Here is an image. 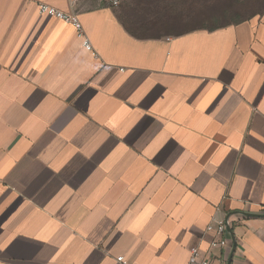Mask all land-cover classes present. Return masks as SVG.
Listing matches in <instances>:
<instances>
[{"label": "crops", "instance_id": "0c3cea01", "mask_svg": "<svg viewBox=\"0 0 264 264\" xmlns=\"http://www.w3.org/2000/svg\"><path fill=\"white\" fill-rule=\"evenodd\" d=\"M136 3L0 0V264H264V16L171 32Z\"/></svg>", "mask_w": 264, "mask_h": 264}, {"label": "rangeland", "instance_id": "374dc122", "mask_svg": "<svg viewBox=\"0 0 264 264\" xmlns=\"http://www.w3.org/2000/svg\"><path fill=\"white\" fill-rule=\"evenodd\" d=\"M126 1V0H125ZM124 1V2H125ZM137 21L167 25L171 32L213 28L264 16V0H134ZM123 2V3H124ZM140 23V22H139ZM144 26V25H143ZM136 33L152 34L159 30L132 28Z\"/></svg>", "mask_w": 264, "mask_h": 264}, {"label": "built area", "instance_id": "2783aa9c", "mask_svg": "<svg viewBox=\"0 0 264 264\" xmlns=\"http://www.w3.org/2000/svg\"><path fill=\"white\" fill-rule=\"evenodd\" d=\"M107 5L111 8H118L125 0H103ZM39 12L41 14H46L52 17H55L59 20L67 22L71 24L77 34V37L82 41V46L87 51H92L91 45L89 41L84 36V31L82 26L75 15H67L62 12L57 11V9L49 8L48 6L41 5L39 6ZM227 225L229 226L228 220H219L209 224L207 227V231L214 230L219 236L218 243L214 242L211 244V247L220 246V247H227ZM117 261L121 262L122 264H126V262L122 259V257H117ZM187 264H212L210 258L205 257L201 258L199 256L198 248H193L190 250V255L188 258Z\"/></svg>", "mask_w": 264, "mask_h": 264}, {"label": "water", "instance_id": "95a60500", "mask_svg": "<svg viewBox=\"0 0 264 264\" xmlns=\"http://www.w3.org/2000/svg\"><path fill=\"white\" fill-rule=\"evenodd\" d=\"M241 215L242 216H245V217L254 218V219L255 218H263L264 219V213H262V214H255V215L253 213H241ZM226 220H228V219H226ZM227 230H228V232H231L228 225H227ZM234 248H235V245H234V241H233V248H232V252L230 254V257H229L228 262H230V260H231V257H232Z\"/></svg>", "mask_w": 264, "mask_h": 264}, {"label": "trees", "instance_id": "16d2710c", "mask_svg": "<svg viewBox=\"0 0 264 264\" xmlns=\"http://www.w3.org/2000/svg\"><path fill=\"white\" fill-rule=\"evenodd\" d=\"M245 21V20H244ZM237 23V22H236Z\"/></svg>", "mask_w": 264, "mask_h": 264}]
</instances>
